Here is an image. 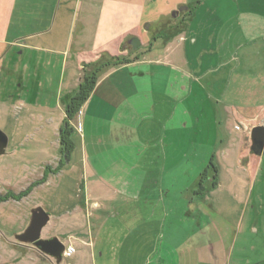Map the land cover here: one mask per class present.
<instances>
[{"label": "crops", "instance_id": "1", "mask_svg": "<svg viewBox=\"0 0 264 264\" xmlns=\"http://www.w3.org/2000/svg\"><path fill=\"white\" fill-rule=\"evenodd\" d=\"M243 2L236 17L242 19L240 26L260 28L257 41L250 37L255 30L222 31L221 20L207 24L201 20L195 23L198 29H191L192 17L186 25L169 24L172 35L148 46L145 54L123 45L140 30L141 0H0V76L8 73L6 58L13 48L36 54L72 53L78 69L110 56L129 58L98 76L80 113L71 120L73 150L68 161L77 151L83 164L79 178L85 177L77 187L85 197L72 202L69 215L52 211L47 223L67 242L69 254L62 258L71 260L65 264H264V217L248 216L241 234L252 239L238 244L232 232L233 213L205 211V197L199 192L219 184L212 185L211 172L206 176L216 142L205 141L201 126L205 106L216 108V100L229 87L225 83L240 65L264 72V52L256 57L252 43L264 44V17L258 25L252 19L255 13L264 14V0ZM205 5L194 6L195 14L199 10L215 14L220 4ZM126 17L128 22L139 18L136 33L119 32ZM90 23L92 47L86 49ZM144 24L149 33L157 27L156 20ZM207 36L217 40V50L212 49L217 63L204 66L203 55L194 56L200 63L190 62L188 46ZM244 38L249 43L242 47L227 45ZM79 81L80 77L77 85ZM59 105L57 116L49 119L57 137L65 118L64 106ZM6 107L1 100L0 109ZM44 109L43 114L51 113L45 105ZM220 136L219 131L215 140ZM123 204H128L125 209ZM88 206L92 211L86 210ZM40 256L43 264L55 262L41 252Z\"/></svg>", "mask_w": 264, "mask_h": 264}, {"label": "rangeland", "instance_id": "2", "mask_svg": "<svg viewBox=\"0 0 264 264\" xmlns=\"http://www.w3.org/2000/svg\"><path fill=\"white\" fill-rule=\"evenodd\" d=\"M243 1L238 0L237 3L236 0H141L142 21L138 38L142 45L133 50L148 53L151 46L152 48L156 46L154 43L162 42L160 40L167 33V25L171 23H176V26L186 25L192 17L195 19L190 25L191 29H198L195 23L201 20L206 24L221 20L226 27H222V31L234 30L244 34L245 31L255 30L250 37L254 38L252 41H257L256 37L259 35L256 34L260 28L253 26L250 30L248 27L240 26L242 19L236 17L238 4L243 7ZM204 2L205 6L210 7L222 3V7L216 6L218 10L215 14L206 10H199L195 14V7L198 3ZM181 5H190L191 9L195 7L190 15L183 10L178 16L173 17L172 11ZM262 17L264 14L258 12L252 19L256 20L258 25V20ZM138 19L137 17L129 19V24L126 17V26L119 32L125 33L132 29L131 31H134L132 33H136ZM149 19L157 22V27H151L150 33L144 24ZM176 28L175 35L180 33V28ZM93 30L94 25L91 27L90 23L87 29V42L83 44L86 49L92 47ZM128 39L126 38L123 45L131 49L127 43ZM247 40L245 38L231 40L232 43L227 45L231 48L235 45L242 47L245 42L249 43ZM252 43L254 50L258 51L253 53L259 57L261 50L264 52V44ZM251 45L250 42L249 50L253 51L250 49ZM238 46L237 49L240 48ZM188 47L190 62L200 63L201 60L204 66L217 63L214 59L216 55L212 53V49L217 50L218 47L214 37L211 40L207 36L200 44ZM19 50L13 48L8 52V59L6 58L8 73L0 76V101L7 104L6 109H0V129L8 138L5 152L0 155V195L8 192L14 196V198L8 196L7 200L0 201V264H43L39 261L40 252L36 248L17 242L14 235L22 232L28 225L32 208L41 206L49 215L52 211L69 215L73 211L72 202L84 200L83 192L77 187L78 183L85 179L79 178L83 164L76 154L77 151L72 160L63 159L58 171H53L59 167L62 154L57 131L53 130V123L49 120L57 116L59 104L63 106L61 97H65L69 89L76 84V79L82 77L83 69H78L77 64L70 58L72 53L51 55L45 52L36 54L31 50L23 52ZM64 55L67 56L66 62ZM196 55H203V58L197 60L194 57ZM242 63L244 65L245 62L242 60ZM225 84L229 87L224 90V95L218 94L221 96L216 100V108L212 110V107L206 105L201 119L206 143L216 142L215 155L211 161L213 164L206 171V176L211 175L210 172L212 176L214 175L212 166H215L219 182L216 188L206 186L203 192L206 205L204 210L212 211L213 208L214 212L233 213L230 215L235 217L232 232L235 233L237 243L241 244L247 238L246 236L243 239L241 232L245 230L243 225L248 216L255 215L258 220L264 217V147L260 154H255L251 149L250 139L251 128L264 124V72L261 73L257 66L243 68L240 65L231 74V80ZM21 101L24 102L23 106L20 104ZM44 105L50 108L48 112L51 113H42L45 110ZM241 117L250 119L245 120ZM70 124L72 126L71 121ZM219 131L220 139L215 140L214 137ZM207 182L209 181L205 179V184ZM217 200H220V203H213ZM127 205L123 204L124 209ZM124 209H121V212ZM86 210L92 211V207L88 206ZM246 235H249L248 231ZM43 236L46 238L57 235L47 224L41 230V237ZM58 238L67 243L62 236ZM251 239L248 237L246 242H250ZM70 260V257L64 256L59 263L53 264H65Z\"/></svg>", "mask_w": 264, "mask_h": 264}, {"label": "water", "instance_id": "3", "mask_svg": "<svg viewBox=\"0 0 264 264\" xmlns=\"http://www.w3.org/2000/svg\"><path fill=\"white\" fill-rule=\"evenodd\" d=\"M187 10L186 5L179 6L172 11V16L176 17L179 11ZM128 43L136 48L140 44V39L136 36L130 38ZM251 149L255 154H260L264 147V124H258L250 130ZM8 138L0 129V155L5 152ZM30 219L25 229L14 235L15 240L22 244H30L41 253L52 257L56 263L62 260L65 244L57 236L49 238L41 237V230L49 221L48 212L41 206H36L30 211Z\"/></svg>", "mask_w": 264, "mask_h": 264}, {"label": "trees", "instance_id": "4", "mask_svg": "<svg viewBox=\"0 0 264 264\" xmlns=\"http://www.w3.org/2000/svg\"><path fill=\"white\" fill-rule=\"evenodd\" d=\"M128 61H129V58H127L126 56H110L109 58L104 59V60L98 59L95 62H90L88 64H85L83 68V75L80 78L77 88L74 91L66 93L65 97H61V100L64 106V111H65V118L59 130V140H60V146H61L62 159L59 163V167L53 171H58V169L62 165L63 159L65 161H68L70 158V154L73 150V142L71 139L73 128L70 124V121L77 114L78 110L80 109V106L90 94L91 90L93 89L98 79V76L103 71L113 66H116L118 64L126 63ZM212 164L213 163L210 161L208 167L210 168ZM212 170L214 172V175L212 178L213 179L212 185L214 186L217 182V173H216L215 166H212ZM205 188L203 189V191H199V192L203 193ZM8 196L14 198V196H11L10 194L6 193L2 196L0 195V201L7 200Z\"/></svg>", "mask_w": 264, "mask_h": 264}, {"label": "flooded vegetation", "instance_id": "5", "mask_svg": "<svg viewBox=\"0 0 264 264\" xmlns=\"http://www.w3.org/2000/svg\"><path fill=\"white\" fill-rule=\"evenodd\" d=\"M182 6V5H181ZM187 6V5H186ZM177 9V8H176ZM174 11V10H173ZM182 11H179L178 12V14H177V16L181 13ZM184 12H186V13H188V15H190L191 13H192V11H191V7H190V5H188L187 6V10H185ZM174 17V16H173ZM170 28H172L171 26L169 27V25H167V27H166V29H167V33H166V35H164L162 38L164 39V40H166V39H168L169 37H170V35H172V34H170L171 33V29ZM163 29H165V28H163ZM173 29V28H172ZM169 30V31H168ZM162 39V40H163ZM128 45L131 47V48H133L132 47V45L131 44H129L128 43ZM8 193V192H7ZM6 194V193H5ZM46 238H49V237H46Z\"/></svg>", "mask_w": 264, "mask_h": 264}, {"label": "built area", "instance_id": "6", "mask_svg": "<svg viewBox=\"0 0 264 264\" xmlns=\"http://www.w3.org/2000/svg\"><path fill=\"white\" fill-rule=\"evenodd\" d=\"M69 254V251H67L66 249H65V251L63 252V254Z\"/></svg>", "mask_w": 264, "mask_h": 264}]
</instances>
